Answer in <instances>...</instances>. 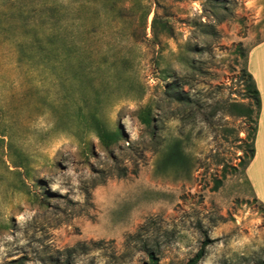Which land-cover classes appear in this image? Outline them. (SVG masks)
Returning a JSON list of instances; mask_svg holds the SVG:
<instances>
[{"label":"rangeland","instance_id":"1","mask_svg":"<svg viewBox=\"0 0 264 264\" xmlns=\"http://www.w3.org/2000/svg\"><path fill=\"white\" fill-rule=\"evenodd\" d=\"M77 8L75 76L30 44ZM263 40L264 0H0V264L263 262L242 116Z\"/></svg>","mask_w":264,"mask_h":264},{"label":"trees","instance_id":"2","mask_svg":"<svg viewBox=\"0 0 264 264\" xmlns=\"http://www.w3.org/2000/svg\"><path fill=\"white\" fill-rule=\"evenodd\" d=\"M72 18L69 19L67 29L71 33L70 39H64L61 31L53 32L51 35L47 36L45 40H34L30 47L32 50L42 51L43 53L49 52L54 56H62L65 59L64 69H68L69 73L77 76L84 69V52L85 47L81 39L80 26L83 23V18L79 8L71 11ZM18 53H21V49L17 48ZM46 69L55 70L54 66L44 65ZM246 89L248 96L251 100L250 105L246 108V112L242 116L247 118V121L253 125V128L250 133L251 145L249 152V161L245 163L246 169L253 161L255 157V141L257 134V118L261 109V98L260 93L257 88L256 82L252 74L246 69ZM31 93V90L28 91ZM27 94V93H26ZM12 97V96H11ZM237 104V103H236ZM21 99L19 103H10L4 109L6 112L7 119H10L14 114L21 111ZM6 138V134L3 135ZM115 137H119L118 133L114 134ZM179 157L186 159L185 153L181 150L179 143ZM151 262L150 264H159L156 256L153 253H149ZM205 257V248L201 249L193 258H191L187 264H199L200 261ZM258 264H264V261Z\"/></svg>","mask_w":264,"mask_h":264},{"label":"crops","instance_id":"3","mask_svg":"<svg viewBox=\"0 0 264 264\" xmlns=\"http://www.w3.org/2000/svg\"><path fill=\"white\" fill-rule=\"evenodd\" d=\"M247 70L252 74L261 98V109L257 118L258 124L255 141L256 158H254L257 161V166L254 173L256 185V192L254 194L256 199L264 205V40L255 43L250 48Z\"/></svg>","mask_w":264,"mask_h":264}]
</instances>
